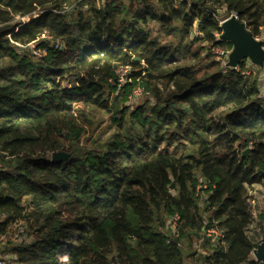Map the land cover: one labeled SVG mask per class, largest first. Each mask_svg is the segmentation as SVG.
<instances>
[{"label":"trees","instance_id":"1","mask_svg":"<svg viewBox=\"0 0 264 264\" xmlns=\"http://www.w3.org/2000/svg\"><path fill=\"white\" fill-rule=\"evenodd\" d=\"M62 1L0 0V237L17 227L4 251L14 264H264L249 196L264 187V66L214 54L233 47L220 11L259 37L264 0ZM90 111L117 127L95 149Z\"/></svg>","mask_w":264,"mask_h":264},{"label":"rangeland","instance_id":"2","mask_svg":"<svg viewBox=\"0 0 264 264\" xmlns=\"http://www.w3.org/2000/svg\"><path fill=\"white\" fill-rule=\"evenodd\" d=\"M126 4H132L134 7H137L138 5H140V3H137L138 0H123ZM79 2V0H64L62 1V5L64 6V8L69 9L73 4ZM100 3V2H99ZM100 5V4H99ZM37 14L34 15V17ZM229 14H225L224 16H220L219 19L222 20L223 18L227 17ZM31 17L26 18L27 20L30 19ZM178 25V24H177ZM150 26L153 30V34L154 35H158L161 36V38L163 39V41H167L172 43L173 45L175 44H179L178 40L179 37L177 36H170L167 34V32H165V30H161V27L159 25V23L157 22H151ZM259 40L264 42V31L263 34L261 36L258 37ZM189 37L186 39V41L188 42ZM206 44V46L208 45L207 43H203ZM201 43L197 42L196 44L191 46L192 51H197L200 48ZM209 46V45H208ZM35 43L31 44V53L33 54V58L35 60L40 59L41 55H42V51L39 49H35ZM222 51H229L231 52L232 49L228 48L227 46H223V47H218L215 48V57L216 60H222V65L224 64V62L227 60V56H223L220 57V54ZM200 52L202 53L203 51L200 50ZM230 54V53H229ZM202 57L200 59H194L192 58L190 55H188L189 57V61L192 64H205V62H210L209 59H205L206 53L204 52L203 55H201ZM215 57H213L215 59ZM212 58V59H213ZM248 63V62H247ZM253 67L251 68V71L254 73L258 72V66L257 65H252ZM127 70H120L119 72V76H120V81L124 82L125 81V74H126ZM253 73V74H254ZM263 96H264V91H263ZM139 97L141 96V94H138ZM143 99V98H142ZM145 100V99H144ZM89 117L92 120V124L91 126L88 128V132L87 134L84 136V146L88 147V149H95L96 147H98V144L107 141L111 135L117 130L116 127V123L111 121L109 118L110 116L108 114H105L101 111H90L88 112ZM249 196H250V203H251V208L253 210V229H258L261 232L260 235V239H262V236L264 235V187L261 185H257L255 187H252L249 191ZM17 227L15 226L14 230L11 232V234L7 237H0V249L3 250L4 253L0 254V257L7 260L10 264H14L15 263V259L13 254L7 252V250L4 251V248L6 246V242H8L9 240H12L14 242V240L17 237V232H16ZM16 232V234H15ZM60 255V254H59ZM65 256L64 254L62 255ZM252 257L253 258H257L255 252L252 253Z\"/></svg>","mask_w":264,"mask_h":264},{"label":"water","instance_id":"3","mask_svg":"<svg viewBox=\"0 0 264 264\" xmlns=\"http://www.w3.org/2000/svg\"><path fill=\"white\" fill-rule=\"evenodd\" d=\"M220 14L224 16L225 10H221ZM222 34L220 39L228 41L232 44V51L229 54L228 66L235 67L245 60L251 61L259 67L264 66V43L254 36L244 21L238 18L237 14H230L220 21ZM139 59V58H136ZM246 149L244 154H247ZM53 160H64L69 154L64 151L55 152L52 155ZM256 260L264 258V242L254 249Z\"/></svg>","mask_w":264,"mask_h":264},{"label":"built area","instance_id":"4","mask_svg":"<svg viewBox=\"0 0 264 264\" xmlns=\"http://www.w3.org/2000/svg\"><path fill=\"white\" fill-rule=\"evenodd\" d=\"M229 53H230L229 51H222L221 54H220V57H222V55H223V56H227V60L224 62V64H225L226 66H228ZM245 61H248V60H245ZM248 62H249V61H248ZM251 63H252V62H251ZM232 68L239 70V69H240V66L237 65V66L232 67ZM245 72H246L247 74L251 73V69H250V67H249V70H247V71H245ZM177 220H178V216L173 217V226H176V222H177ZM62 255H63V253H61V254L59 255L60 258H61L63 261H66L68 255H67V254H64L65 256H63V258H62ZM0 264H9V263L6 262L3 258H0Z\"/></svg>","mask_w":264,"mask_h":264}]
</instances>
